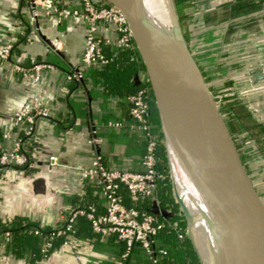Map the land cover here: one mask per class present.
Instances as JSON below:
<instances>
[{
  "label": "crops",
  "instance_id": "1",
  "mask_svg": "<svg viewBox=\"0 0 264 264\" xmlns=\"http://www.w3.org/2000/svg\"><path fill=\"white\" fill-rule=\"evenodd\" d=\"M58 1L61 5L74 2ZM176 6L209 88H245L244 94L227 98L220 110L241 158L243 151L249 152L247 147H239L245 138L256 157L264 160V78L253 83L249 72L253 66H264V0H184L181 10L177 2ZM28 16L24 0H0V131L10 127V114L32 98L43 96L51 111L49 117L36 122L32 163L28 167L0 166V220L23 216L42 225H54L79 197H91L102 206L100 189L84 179L81 171L93 159L89 138L94 128L99 127L103 138L104 161L113 168L141 170L144 140L129 127H100L110 120H129V106L120 97L106 95L91 74L93 68L80 64L86 42L79 21H62L41 13L40 22L31 24ZM62 34L66 44L58 54L60 66L48 70L40 83L17 75L14 63L50 62L47 57L55 51L48 42ZM106 34L116 37L110 29ZM8 43L16 48L12 60H4L1 54ZM74 69L84 73L81 84L66 80L67 73ZM246 101H253L255 110ZM2 141L6 148L12 147V139ZM51 156H57L63 165L50 166ZM74 242L78 250L61 245L44 264H112L115 259L104 239ZM0 264L37 263L15 256L8 244L0 242Z\"/></svg>",
  "mask_w": 264,
  "mask_h": 264
},
{
  "label": "water",
  "instance_id": "2",
  "mask_svg": "<svg viewBox=\"0 0 264 264\" xmlns=\"http://www.w3.org/2000/svg\"><path fill=\"white\" fill-rule=\"evenodd\" d=\"M106 1L124 14L144 65L158 110L173 192L200 264H264V196L254 185L188 44L175 0H155L162 15L171 17L170 28L153 14L145 0ZM249 72L253 83L264 78L263 65L253 66ZM142 76L135 75L137 85ZM169 130L177 145L173 151L168 145ZM175 164L187 201L176 190ZM188 174L224 215L222 223L208 216L215 242L195 229L192 209L195 205L201 208V204L191 197ZM161 214L171 216L166 210Z\"/></svg>",
  "mask_w": 264,
  "mask_h": 264
},
{
  "label": "built area",
  "instance_id": "3",
  "mask_svg": "<svg viewBox=\"0 0 264 264\" xmlns=\"http://www.w3.org/2000/svg\"><path fill=\"white\" fill-rule=\"evenodd\" d=\"M24 2L29 9L28 21L31 24L40 22L41 13L46 17H56L62 21H79L85 30L86 44L80 57V64L83 66L100 68L106 65L110 59L103 50L104 45L121 49L136 47L124 14L106 0H74L70 5H61L58 0H24ZM108 29L115 32V38L106 34ZM65 44L64 34L48 42L49 48L55 52L63 51ZM13 48V43H8L3 47L1 54L4 60L12 58ZM54 68V65L48 62L14 63L17 75L35 83H40L44 74ZM139 74L144 75L141 78L145 83L144 86L135 93L122 98L129 106L130 119L110 120L100 127L108 130H118L124 127L137 130L146 141V150L140 159L142 169L128 170L109 167L103 158L101 149L103 138L98 133L99 127L94 128L89 138L94 150L93 159L90 165L81 168V171L84 179H88L100 189L102 206L91 203L71 207L66 216L62 215L66 223L58 227L52 235H42L40 229H35L34 233L43 237L41 247L43 257L37 264H44L49 257L54 236H64L63 245L78 250L79 245L71 238L76 231L80 217H85L89 221L91 230L104 240L116 237L122 241L126 248L123 256L129 255L135 247L154 261L166 253L157 245L156 235L165 226V222L160 220L157 214L161 213V210H166L171 216L175 214L183 216V212L180 206L178 212L171 208L161 207L158 182L166 175L158 170V150L159 144L161 142L164 144V139L159 140V136L154 132L155 126L149 121L151 87L146 81L145 70H141ZM66 80L81 84L84 80V73L80 69L71 70L67 73ZM233 94L230 91L224 93L223 96ZM50 111L45 104L44 97L40 96L26 101L19 110L9 116L10 127L0 131L1 167H28L32 163L23 150V135L34 137L37 120L49 117ZM3 139H12V147L6 148ZM48 164L52 167L63 165L57 156H51ZM172 194L174 196V192ZM125 195L135 204L140 203L139 206L127 204ZM145 201L150 202V207L142 205ZM175 201L177 202L176 199ZM10 241L9 231L0 232V242L9 245Z\"/></svg>",
  "mask_w": 264,
  "mask_h": 264
},
{
  "label": "trees",
  "instance_id": "4",
  "mask_svg": "<svg viewBox=\"0 0 264 264\" xmlns=\"http://www.w3.org/2000/svg\"><path fill=\"white\" fill-rule=\"evenodd\" d=\"M179 9L183 7L184 0H176ZM103 50L109 57V62L100 67L93 68L91 74L103 86V92L106 95L117 96L124 98L125 96L135 93L141 87L144 86V82L137 85L135 82V75L139 74L144 69L142 61L139 59L138 49H121L118 47H111L104 45ZM57 53V54H56ZM12 54H16V48H13ZM59 52L51 53L47 60L54 66H60ZM23 64H30L25 62ZM238 104L237 101H235ZM149 121L155 126L154 132L159 136V140L163 138L162 131L160 130V119L158 110L156 108L152 93L149 96ZM21 135H23L21 133ZM144 143V154L146 150V141ZM35 145L34 137H26L23 135V150L32 160V150ZM142 157V156H141ZM158 170L165 174L164 179L158 182V197L160 199L161 207L163 209L171 208L173 211H179V205L175 201L172 194V182L168 173V166L166 160V153L164 144H159L158 150ZM125 201L129 205L135 203L125 195ZM91 203L98 204L95 199L87 197H79L75 200L76 205H88ZM140 203H136L139 206ZM142 205L150 207V202L145 201ZM67 215V211L63 214ZM160 220L165 222V226L160 230L157 235L158 248H163L166 253L159 256L156 261L152 260L148 256L142 254L138 248H133L131 253L127 256H123L125 252V244L116 239V237H110L106 239V244L110 246L115 259L112 264H200L197 255L194 251L190 238L188 236L186 221L184 216L175 214L172 216H163L161 213L157 214ZM66 222L62 219L54 225H42L39 222L31 221L26 217L17 216L8 221L0 220V232L9 231L11 234V241L9 243L10 252L17 257H27L31 262L37 263L42 257V242L43 237L34 233L35 229H40L42 235H52L58 227H61ZM101 241L103 238L94 233L91 230L89 221L85 217H80L76 231L72 238L74 240L91 239ZM64 236L53 237V246L50 249V254L58 247L63 245Z\"/></svg>",
  "mask_w": 264,
  "mask_h": 264
},
{
  "label": "bare ground",
  "instance_id": "5",
  "mask_svg": "<svg viewBox=\"0 0 264 264\" xmlns=\"http://www.w3.org/2000/svg\"><path fill=\"white\" fill-rule=\"evenodd\" d=\"M145 1L147 3L148 7L150 8V10L152 9L151 11L153 12V14L158 16L161 19V21L163 22V25L170 28L172 26V23L170 21L171 17L169 19L168 14H166V13H165L166 17H164L162 15L160 5H158L159 3L157 4V1L155 3V0H145ZM161 1L164 2V0H161ZM153 2L155 4H152L153 5L152 6L151 3H153ZM168 145H169L171 151H173V147H174V145H176L173 134L170 132V130L168 131ZM177 166H178V164L173 165L174 177H175V180L177 182L176 190H177V193L179 195H181V197H183L186 200V198L184 197L186 195L185 191H184V185L178 176L179 172L177 170V168H178ZM190 180H191V183H189L190 186L188 188L190 189V191L193 194L191 197L195 200V202H197V203L199 202L201 204V208H197V206L195 205V206H193V209H192V217H193V220H194L195 225L197 227L195 229H196V231L202 232V233L204 231L207 234L209 241L215 242L217 240V237H216V234L214 232L212 225L208 221V216H211V217L215 218L219 223H222L224 220V215L213 203H211L205 197V195L202 193L200 188L194 182L192 176H190ZM192 183H194L196 185V188L192 187L193 186Z\"/></svg>",
  "mask_w": 264,
  "mask_h": 264
},
{
  "label": "rangeland",
  "instance_id": "6",
  "mask_svg": "<svg viewBox=\"0 0 264 264\" xmlns=\"http://www.w3.org/2000/svg\"><path fill=\"white\" fill-rule=\"evenodd\" d=\"M152 4H155V3L153 2V3H151V5ZM243 67H245V66H243ZM244 85H246V84H244ZM236 89H239V88H229V89L228 88L223 89V88H218V87L211 88V91H212L213 95L215 96V100L219 101V102H217V106H218L219 110H220V107H224V103H226L225 100L230 97V96H223L224 93L232 91L234 93L232 96L236 95L239 92L244 94L243 92L245 91V88H243V89L241 88L239 90H236ZM247 106H249L252 110H255L253 101L252 102L248 101ZM239 147H241L242 150H244V148L247 147L246 149L249 152L246 153V151L245 152L243 151V153H242L243 159L245 160L248 171L250 172L251 175H253L252 180H254V182H255L254 184L257 185L259 193L264 196V160H261V159L256 157V154L252 150V146H250V144H248V142H245V138H242V143H239ZM168 173H169V176L171 179L170 172H168ZM171 182H172V180H171ZM172 192H173V185H172ZM175 199H176V197H175Z\"/></svg>",
  "mask_w": 264,
  "mask_h": 264
}]
</instances>
